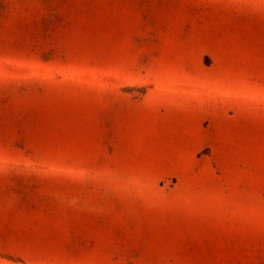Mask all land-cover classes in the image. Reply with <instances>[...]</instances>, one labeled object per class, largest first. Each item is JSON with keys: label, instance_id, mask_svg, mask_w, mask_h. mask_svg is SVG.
Wrapping results in <instances>:
<instances>
[{"label": "rangeland", "instance_id": "1", "mask_svg": "<svg viewBox=\"0 0 264 264\" xmlns=\"http://www.w3.org/2000/svg\"><path fill=\"white\" fill-rule=\"evenodd\" d=\"M0 264H264V0H0Z\"/></svg>", "mask_w": 264, "mask_h": 264}]
</instances>
